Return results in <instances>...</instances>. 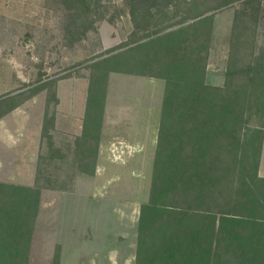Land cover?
<instances>
[{"label": "trees", "instance_id": "16d2710c", "mask_svg": "<svg viewBox=\"0 0 264 264\" xmlns=\"http://www.w3.org/2000/svg\"><path fill=\"white\" fill-rule=\"evenodd\" d=\"M97 2L72 0L77 10L86 12ZM232 2L206 6L205 12L181 20L179 27L159 28L140 47L120 52L111 48L90 63L82 131L69 162L87 176L95 169L110 74L164 81L150 193L141 206L134 264H264V178L258 175L264 140V44H259L256 30L262 18L259 7L235 10L224 87L206 83L213 17L206 11ZM85 17L73 21L87 28ZM57 81L44 80L46 87L37 85L21 100L27 90L1 95L0 118L45 91L43 137L45 122L55 119L48 115L50 104L59 103ZM67 178L73 182L72 176ZM42 188L38 174L34 186L0 182V264H29ZM53 260L59 263L58 252Z\"/></svg>", "mask_w": 264, "mask_h": 264}, {"label": "rangeland", "instance_id": "374dc122", "mask_svg": "<svg viewBox=\"0 0 264 264\" xmlns=\"http://www.w3.org/2000/svg\"><path fill=\"white\" fill-rule=\"evenodd\" d=\"M226 2H232V4L217 10L206 11L213 14L206 83L218 87H224L225 83L230 46L233 41L235 10L249 12L257 7L261 9L262 18L258 21L256 30L259 44H264V0H99L89 12L82 8L77 10L72 0H0V96L27 90V93L17 99L21 100L37 85L43 84L46 87V84L41 83L44 80H58L56 88L59 87V103L50 104L48 117L55 116V119L54 122L50 119L45 122L42 137L43 149L38 160V180L39 185L43 186L42 190L60 187L66 191L72 188H68L69 185H74V181L69 182L67 178V175L68 177L72 175L70 172L73 166L67 165L71 155L63 156L56 145H59L61 137L67 138L64 129H70L68 126L70 113L67 112L71 105L70 94L74 93L75 101L78 100V105L72 109L75 117L85 108L89 66L92 59L108 55L107 52L111 48H116L115 52H120L130 47H140L148 39L153 38L155 36L153 33L159 28L172 24L174 26L168 28L169 30L179 27L182 23H178L184 18L202 12L207 7H218ZM81 14L86 15L87 28H82L79 20L76 23L73 21ZM189 22L191 21L187 23ZM139 76L141 75L125 77L112 74L108 80V89L111 86L110 94L114 89L119 88L144 90L143 103L158 106L160 96L159 98L156 96L162 94L164 82L150 81L148 76ZM148 90H152L155 95L147 96ZM125 96L129 98V95ZM44 98L46 100V92L41 91L37 94V102L43 103ZM131 102L134 103V101ZM39 113L41 115L42 111ZM52 124L54 128L51 127ZM56 124H58L57 131ZM155 125V130H158L157 124ZM150 131L152 135L154 128ZM50 142H53L51 149ZM134 151L138 149L135 148ZM124 163L128 176L126 192H123L121 188L123 185L122 182L120 183L121 179L115 181L114 176L111 178V181L112 179L115 181L113 184L121 185L112 186L116 189H112L110 197L104 196L107 183L101 186L100 198L97 194L92 198L93 178H86L78 183L76 192L83 195L84 200L90 204H83L80 208L86 213L85 218L76 217L77 220L75 221L74 218V222L69 221L70 218H68L65 224L61 221L58 237L60 241H64V256H59L60 264H134L138 239L136 202H145L149 196L153 157L146 156L143 160L133 159ZM42 199L40 197V205ZM99 199H101V206L108 200L116 202L114 205L128 201L125 202L126 208L116 209L118 212L127 213L126 218L122 217L127 230L123 228L124 222L118 223L122 221L120 216H117L116 221L114 216H111L114 208L103 207L102 209L98 205ZM77 200L74 199L75 206ZM46 202L47 198H44V205L41 209L39 208L29 264H54V256L52 260L50 258L48 239L50 240L52 235L49 219L55 217L56 210L53 208L54 205L52 207L49 204V198ZM72 215L76 216L75 208L72 210ZM72 227L76 229V232L75 230L72 232ZM84 229L89 230L95 237L101 238L98 244L100 253L96 257L76 256L77 252L85 248L80 240ZM114 230L116 234H126L114 236L107 242L106 239L113 235ZM106 249L109 252L104 251ZM59 251L60 249L56 248L54 254Z\"/></svg>", "mask_w": 264, "mask_h": 264}, {"label": "crops", "instance_id": "0c3cea01", "mask_svg": "<svg viewBox=\"0 0 264 264\" xmlns=\"http://www.w3.org/2000/svg\"><path fill=\"white\" fill-rule=\"evenodd\" d=\"M112 74H118L125 77L135 76L119 73H111V75ZM148 79H150V81L162 80L155 77H149ZM110 91L111 86L108 89L107 93L102 130L98 142L96 164L93 175L87 177L85 173L77 172L75 167H72V171L70 172V174H72L71 176H74V185L68 187H72L71 189L65 191V189L52 188L51 190L41 191V197L43 199L40 205V209L44 205V198H47V202L49 198V204L52 207L54 205L53 208H55L56 210L55 217L49 219L50 228L52 229L50 240L48 239L51 260L54 256V251L56 248L60 249L59 256H64V241H60L58 237V234H60L61 226L59 225L61 224V221H63L65 224L66 219L68 218H70L69 221H73L74 218L76 221L78 217H86V213L83 212V210H80V208L83 204L90 203L84 200L83 195H80L78 192H76L79 187V182L84 181L86 178H93V188L91 191L92 198L95 194H97L98 198H100V194L102 191L101 186H103L102 184L107 183V186L111 188L108 189L107 186L105 187L106 192H104V196L110 197L112 189H116L112 186L117 187L123 184L121 186V188H123V192H126L128 190V182L126 180L128 176L124 162H130L133 159L143 160L146 159V156L147 158L150 156V158L153 157L154 163L163 89L162 94H158L156 96L158 98L160 96L158 106L156 104L152 106L149 103H143L142 95L145 93L144 90H129V88H119L114 89L112 94H110ZM42 93L45 92L42 91ZM57 93L58 98H60L59 87L57 88ZM147 93V96L150 97L155 95L152 90H148ZM125 95H129V98H126ZM70 97V110L67 111L68 113H70L68 122V126L70 127V129H64V134L67 136V138L63 139L61 137V141L58 142L59 145H56L59 152L63 153L64 155H72L73 153L75 139L81 135L85 112V108H83V111L75 117L72 109H74L76 105H78V100L75 101L74 93H71ZM45 101L46 100L44 98L43 103L37 102L36 94L33 97L26 99L17 108L0 118V182L14 183L24 186L35 185L38 174V160L43 149V139L41 135L43 128ZM131 101H134V103H132ZM41 111L42 114L39 115V112ZM150 123H152V125H150ZM155 124H157L158 130H155ZM57 126L58 124H56L55 126L56 131L58 128ZM151 128H154V132L152 133V135L150 134ZM135 148H137L138 151H134ZM134 156L137 157L134 158ZM138 163L141 164V162ZM67 165L68 167H71L69 163H67ZM258 175L264 178V140L260 156ZM113 176L115 181L121 179L120 183H122L114 185L113 183L115 181L113 179L111 181V178H113ZM75 198L78 199L76 206L74 205ZM81 198L82 200H80ZM148 199L149 196L145 202H136L138 210L137 236L141 206L142 204L146 203ZM100 200L101 199H99L98 205L101 206ZM125 202L128 201H124L122 203H117L114 205V203L116 202L108 200L103 202L105 204H103L101 208H114L113 214H111V216H114L115 221L117 219V216H120L122 220V217H127V213L124 211L118 212L116 211V209L126 208ZM74 208L76 209V216L72 215V210ZM121 222H124L123 224L125 225L124 220L119 221L118 223L120 224ZM123 228L127 230L126 225ZM71 230L72 232H74V230L76 232V229H74L73 227ZM125 234L126 233L116 234L114 230L113 235L108 236L106 241L108 242L114 236ZM100 239V236L95 237L93 233L89 232V230L85 231L84 229L80 240L82 241V243H84L85 248L82 251L77 252L76 256L81 258L98 256L100 253V247L98 245ZM95 243H97V245H95ZM104 251L109 252V250L107 249Z\"/></svg>", "mask_w": 264, "mask_h": 264}]
</instances>
